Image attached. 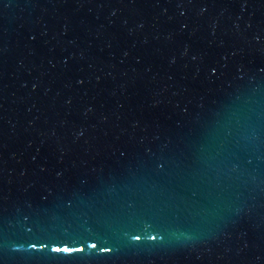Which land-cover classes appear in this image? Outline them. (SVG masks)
Instances as JSON below:
<instances>
[{
    "label": "water",
    "instance_id": "obj_1",
    "mask_svg": "<svg viewBox=\"0 0 264 264\" xmlns=\"http://www.w3.org/2000/svg\"><path fill=\"white\" fill-rule=\"evenodd\" d=\"M0 264H264V0H0Z\"/></svg>",
    "mask_w": 264,
    "mask_h": 264
},
{
    "label": "snow or ice",
    "instance_id": "obj_2",
    "mask_svg": "<svg viewBox=\"0 0 264 264\" xmlns=\"http://www.w3.org/2000/svg\"><path fill=\"white\" fill-rule=\"evenodd\" d=\"M67 251V250H66Z\"/></svg>",
    "mask_w": 264,
    "mask_h": 264
}]
</instances>
